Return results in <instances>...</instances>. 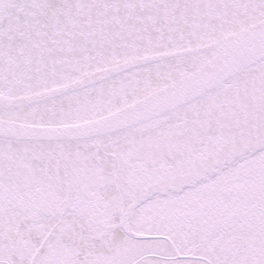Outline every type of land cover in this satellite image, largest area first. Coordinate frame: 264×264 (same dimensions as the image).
I'll use <instances>...</instances> for the list:
<instances>
[{"label": "snow or ice", "instance_id": "obj_1", "mask_svg": "<svg viewBox=\"0 0 264 264\" xmlns=\"http://www.w3.org/2000/svg\"><path fill=\"white\" fill-rule=\"evenodd\" d=\"M0 264H264V0H0Z\"/></svg>", "mask_w": 264, "mask_h": 264}]
</instances>
